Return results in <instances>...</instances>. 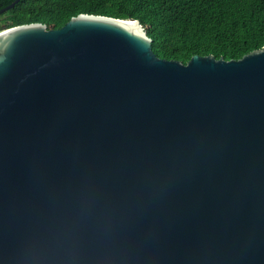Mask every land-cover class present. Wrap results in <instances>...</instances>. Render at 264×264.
<instances>
[{
	"label": "water",
	"instance_id": "obj_1",
	"mask_svg": "<svg viewBox=\"0 0 264 264\" xmlns=\"http://www.w3.org/2000/svg\"><path fill=\"white\" fill-rule=\"evenodd\" d=\"M0 264H264V48L184 64L87 14L0 31Z\"/></svg>",
	"mask_w": 264,
	"mask_h": 264
},
{
	"label": "trees",
	"instance_id": "obj_2",
	"mask_svg": "<svg viewBox=\"0 0 264 264\" xmlns=\"http://www.w3.org/2000/svg\"><path fill=\"white\" fill-rule=\"evenodd\" d=\"M15 1L0 0V10ZM82 14L138 20L159 58L184 64L195 55L240 60L264 48V0H21L0 15V31L61 29Z\"/></svg>",
	"mask_w": 264,
	"mask_h": 264
}]
</instances>
